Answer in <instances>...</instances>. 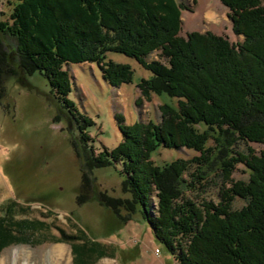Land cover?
Wrapping results in <instances>:
<instances>
[{
    "label": "trees",
    "instance_id": "1",
    "mask_svg": "<svg viewBox=\"0 0 264 264\" xmlns=\"http://www.w3.org/2000/svg\"><path fill=\"white\" fill-rule=\"evenodd\" d=\"M220 1L239 42L210 31L180 36L187 7L178 0H10L8 19L0 21V106L8 111V102L2 104L7 78L25 86L27 76L44 77L59 104L54 119L64 114L75 123L79 138L70 143L87 171L117 164L124 175L125 197L98 192L92 199L123 223L138 214L178 264H264V150L234 149L240 142L264 143L263 0ZM12 38L9 46L5 39ZM107 52L131 57L150 72L136 83L142 97L176 101L158 106L159 122L126 124L115 114L120 141L95 153L87 130L93 121L67 98L63 65L96 63L109 85L132 82V68L106 60ZM152 52L159 59L148 61ZM159 146L195 154L159 166L151 160ZM236 164L245 167L246 180L233 179ZM88 183L82 171L81 184ZM211 183L215 198L199 196ZM86 198L78 196L80 203ZM235 198L245 203L233 208ZM29 209L0 203V251L22 242H63L74 264L112 255L77 221L71 234L48 221L56 216L51 210L30 218Z\"/></svg>",
    "mask_w": 264,
    "mask_h": 264
},
{
    "label": "rangeland",
    "instance_id": "2",
    "mask_svg": "<svg viewBox=\"0 0 264 264\" xmlns=\"http://www.w3.org/2000/svg\"><path fill=\"white\" fill-rule=\"evenodd\" d=\"M178 1L187 7L181 12L180 36L192 31H210L232 43L241 41L242 37L231 31L228 8L220 0ZM261 5L264 7V0ZM10 8V0H0V21L8 19ZM209 11L215 14L213 19L207 17ZM5 41L14 46L13 38ZM109 59L128 64L133 70L132 82L119 87L109 85L96 63L69 62L63 65L71 86L67 98L93 121L87 130L95 153L103 147L110 149L120 141L122 136L115 114H121L126 124L148 120L159 122L158 106L162 102L174 104L176 101L163 94H153L150 100L145 99L136 83L147 78L150 72L135 59L121 53L107 52L106 60ZM157 59V52L147 57L148 61ZM26 79L25 86L16 84L13 77L5 80L7 94L2 104L8 102L9 106H6L7 112L0 106V203L15 201L29 205L26 216L30 218H43V213L51 210L56 216L47 218L48 221L71 234L76 231L77 221L90 240L106 244L107 251L112 254L99 258L94 264H178L156 242L150 227L138 214L123 223L110 209L91 198L98 192L115 197L126 196L121 193L120 183L124 175L119 172V165L94 168L88 172L70 143V137L79 138L75 123L64 114L60 120L54 119L59 113V104L46 79L37 73ZM246 147L259 152L264 150V143L240 142L234 149L245 151ZM194 154L186 148L159 146L151 152V160L162 166ZM82 171L87 174V186L81 184ZM232 177L246 180L245 167L236 164ZM216 189L211 183L199 196L214 199ZM80 195L87 197L82 203L78 199ZM155 201L156 198L151 196L150 205ZM244 203L245 200L235 198L232 207L239 208ZM121 212L125 214L123 210ZM62 244L67 250L62 263L70 260V264H74L71 248L63 242L11 244L0 251V260L5 258L4 264H22L24 261L28 264H53L48 252L52 246Z\"/></svg>",
    "mask_w": 264,
    "mask_h": 264
},
{
    "label": "bare ground",
    "instance_id": "3",
    "mask_svg": "<svg viewBox=\"0 0 264 264\" xmlns=\"http://www.w3.org/2000/svg\"><path fill=\"white\" fill-rule=\"evenodd\" d=\"M210 16V15H209ZM66 248L62 245H54L50 248L49 250V260L51 263L53 264H61L64 257H65V254H66ZM15 256V255H14ZM4 259L5 258H2L0 260V264H4ZM16 258L13 257V260H15ZM70 260H67L65 261L64 263L62 264H70L69 262ZM15 264V263H14ZM22 264H28V262L24 261Z\"/></svg>",
    "mask_w": 264,
    "mask_h": 264
},
{
    "label": "crops",
    "instance_id": "4",
    "mask_svg": "<svg viewBox=\"0 0 264 264\" xmlns=\"http://www.w3.org/2000/svg\"><path fill=\"white\" fill-rule=\"evenodd\" d=\"M210 15V16H209ZM215 16V14L213 13V12H208L207 13V17L209 18V19H213V17Z\"/></svg>",
    "mask_w": 264,
    "mask_h": 264
},
{
    "label": "built area",
    "instance_id": "5",
    "mask_svg": "<svg viewBox=\"0 0 264 264\" xmlns=\"http://www.w3.org/2000/svg\"><path fill=\"white\" fill-rule=\"evenodd\" d=\"M158 251V250H157Z\"/></svg>",
    "mask_w": 264,
    "mask_h": 264
}]
</instances>
